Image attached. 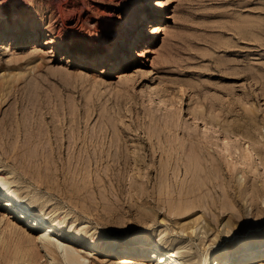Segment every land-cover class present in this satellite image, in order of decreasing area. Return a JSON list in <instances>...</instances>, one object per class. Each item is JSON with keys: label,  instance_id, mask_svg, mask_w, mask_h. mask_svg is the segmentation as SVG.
I'll list each match as a JSON object with an SVG mask.
<instances>
[{"label": "rangeland", "instance_id": "374dc122", "mask_svg": "<svg viewBox=\"0 0 264 264\" xmlns=\"http://www.w3.org/2000/svg\"><path fill=\"white\" fill-rule=\"evenodd\" d=\"M136 1L0 0V169L73 233L148 237L202 264L264 235V0H161L144 19ZM7 212L13 246L10 221L26 227ZM100 254L117 258L88 264L125 256Z\"/></svg>", "mask_w": 264, "mask_h": 264}, {"label": "bare ground", "instance_id": "6f19581e", "mask_svg": "<svg viewBox=\"0 0 264 264\" xmlns=\"http://www.w3.org/2000/svg\"><path fill=\"white\" fill-rule=\"evenodd\" d=\"M149 6L150 8H148V11H146V16H143V19L147 18L148 16L155 18L159 9L162 7V2L161 0H150ZM144 7L145 0L136 1L135 11L144 10ZM133 27V19L126 18L123 22L124 30H122V36L118 42L122 49L125 46L123 40H125L127 37L128 29ZM139 27L137 26V28ZM161 30L162 25L156 21V19H153L147 35L154 37L156 34L160 33ZM127 46V51L120 49L118 52H114L112 56H115L116 60H130L134 54L132 53L134 52L133 42H129ZM129 52H131V54H129ZM225 140L227 141V139H224V141ZM4 171L0 169V199H3V202L0 200V210H2V208L3 210L4 208H7L8 212L4 214L3 217L16 218L18 221L24 222L26 228L21 227L22 232L18 231L15 229V226L20 227L19 224L14 220L10 221V229L12 230V228H14V230L10 233L15 232L17 239L14 241L12 239L14 235L8 234L10 239L7 241V243L12 242L13 246L7 243V246H2L0 244V264H37L41 259H43V257L46 258L44 264H88L86 256L92 258L101 257L108 259L100 254L102 252L105 253L107 250H115L118 254H125V256L120 258L122 264H126L131 261L135 262L136 260L139 263L142 262L141 259L149 258L150 256L154 255H159L156 257L158 258V260H156V264H187L176 253H168L159 244L150 242L148 237L133 236L130 237L125 243H120V241L114 240L105 244L103 241H101V235H97L95 239L90 240L88 237L79 234V232H71L69 228L62 226L55 220V218L51 217V215L42 213L39 209L35 208V204L29 202L27 195L21 193L18 187L13 188L11 181H9L12 171ZM1 173H4V176ZM165 179L167 178L165 177ZM166 186L167 185L165 183V189L167 190L168 187L166 188ZM170 191H172V189H169V192ZM167 196H169V193ZM171 196L168 198H171ZM223 196H225V194ZM176 201L177 200H175V202ZM226 201L224 199V202ZM168 202L171 203L170 200ZM170 205L172 207V205H175V203ZM185 206H187V204L185 205V203H183L182 205V202H177L176 206H173V208L176 210L174 215L178 216L177 214L179 213L180 216L181 210L184 211L182 208ZM168 208L170 209L169 206ZM226 208L228 209L229 207ZM169 209L168 212L170 213L172 208L170 210ZM183 211L182 214L184 213ZM64 218L66 219L67 215H64ZM6 226H9V223H6ZM1 240L4 241L5 239L2 238ZM263 257L264 235H259L243 240L238 245L237 250L232 253H230V250L226 247L216 249L210 257L207 259L204 258L202 260V264H206L210 259L212 260V264H253L257 262H259V264H264ZM115 258L117 257L108 260ZM256 258L257 260L254 261ZM218 260L220 262H218ZM224 260H226V262L222 263Z\"/></svg>", "mask_w": 264, "mask_h": 264}]
</instances>
